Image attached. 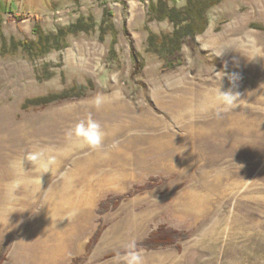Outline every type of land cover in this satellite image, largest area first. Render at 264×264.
I'll use <instances>...</instances> for the list:
<instances>
[{"label":"rangeland","instance_id":"374dc122","mask_svg":"<svg viewBox=\"0 0 264 264\" xmlns=\"http://www.w3.org/2000/svg\"><path fill=\"white\" fill-rule=\"evenodd\" d=\"M104 9L113 50L95 30L35 60L0 56L2 264H116L133 240L144 264H264V0L209 9L207 28L172 68L146 50L149 32L172 30L148 18L147 0H0V33L34 39L36 25L53 32L87 15L98 26ZM88 81L82 97L26 103ZM98 96L107 103L99 109ZM89 113L106 133L99 154L111 155L102 189L90 196L83 178L68 175L91 154L84 148L62 157L37 194L18 179L10 196L9 166H29L37 148L79 143L65 133ZM160 226L178 232L173 244L143 246ZM59 245L64 253L53 257Z\"/></svg>","mask_w":264,"mask_h":264},{"label":"trees","instance_id":"16d2710c","mask_svg":"<svg viewBox=\"0 0 264 264\" xmlns=\"http://www.w3.org/2000/svg\"><path fill=\"white\" fill-rule=\"evenodd\" d=\"M222 1L185 0L184 5L177 7L175 4L170 6L167 0H147L148 18L156 21H167L172 25V30L160 34L149 32L146 38V50L159 56L164 60L167 67L172 68L174 64L171 59L181 51L187 40L205 31L208 26L207 12ZM112 16L111 11L104 9L102 20L98 26L92 15L79 16L73 23L59 27L53 32H44L39 25H36L33 28L34 39H16L14 37L6 39L0 33V56L10 57L21 53L28 59L35 60L52 51H60L66 48L69 37L80 33L90 34L95 30L99 32L100 40H103L107 35L111 36L110 47L113 50L117 31ZM134 60L136 61L135 57ZM51 75L52 73H49V78ZM87 83L88 85L74 83L70 88L59 93L28 99L26 103L31 104V106H46L58 101L82 97L94 86L91 81ZM177 235V231L160 226L142 242V245L151 249L171 245ZM3 259L2 250L0 251V264H2Z\"/></svg>","mask_w":264,"mask_h":264},{"label":"clouds","instance_id":"9594fccd","mask_svg":"<svg viewBox=\"0 0 264 264\" xmlns=\"http://www.w3.org/2000/svg\"><path fill=\"white\" fill-rule=\"evenodd\" d=\"M221 97H232L233 94L224 93ZM116 99H122L119 93L115 94ZM105 103V98L98 96L93 104L94 107L99 109ZM224 110V109H222ZM106 133L102 130L101 124L92 118L89 113L84 119L78 121L73 127L69 128L65 137L67 140H75L79 142L81 147L87 148L92 152H102L104 148V139ZM115 147V144L113 145ZM58 154H64L63 152ZM107 158L108 153H103ZM27 160L31 162L35 167H43V174L51 172L53 167L57 165V153L51 148H37L27 155ZM15 168V165H11ZM21 185L18 179H14L8 186V194L11 196L16 189ZM76 213L73 212L68 218H71ZM67 218V219H68ZM116 264H144L143 249H138L136 242L133 240L125 246L123 254H117L114 258Z\"/></svg>","mask_w":264,"mask_h":264},{"label":"bare ground","instance_id":"6f19581e","mask_svg":"<svg viewBox=\"0 0 264 264\" xmlns=\"http://www.w3.org/2000/svg\"><path fill=\"white\" fill-rule=\"evenodd\" d=\"M204 98L206 100L208 96L205 95ZM104 104H107L106 101ZM203 107H207L206 102L203 103ZM81 149H84V147H81L79 143L75 142L69 144L65 149H57L55 151V153H57V165H55L52 171L48 173L43 174V167H35L32 163L29 164V166L27 165L28 167L20 163L12 164L15 165V168L10 165L8 172L11 173L14 178L19 179L23 183L29 182L31 185L30 192L37 194L40 191L42 184L49 178V176L55 174L58 168H60L62 157H67V155L69 156ZM61 152L64 154H58ZM110 159L111 155L109 154L107 158H105V156L99 154V152L91 151V154L89 153L86 157L75 161L73 166L74 168L68 173V175L71 178H83L85 186L89 189V195L93 196L94 193L101 190L106 181L110 179V171L102 170L101 168V165L103 164L108 165V161H110ZM62 252V246L59 245L53 251V257L60 255Z\"/></svg>","mask_w":264,"mask_h":264}]
</instances>
